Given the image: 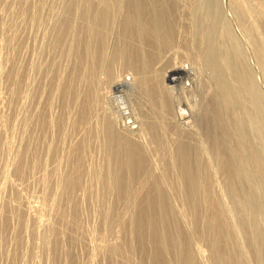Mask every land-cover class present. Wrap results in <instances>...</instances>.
Listing matches in <instances>:
<instances>
[{
	"label": "bare ground",
	"instance_id": "6f19581e",
	"mask_svg": "<svg viewBox=\"0 0 264 264\" xmlns=\"http://www.w3.org/2000/svg\"><path fill=\"white\" fill-rule=\"evenodd\" d=\"M17 1L19 2V0ZM76 1L77 0H69L70 8L71 9L73 7L74 8L72 10H69L68 13L77 8L76 11L74 10V14L79 12L81 14L82 19L83 17L85 19L84 20L81 19L82 22H79L80 20L78 21L81 24L78 23L79 28L77 29L78 31L75 32L77 33V35L74 34L76 35L74 39L75 46L69 47L72 44L73 39L72 41H69L71 42V44L70 45L68 44L69 45L68 46L69 55L71 53L72 56H74L73 57L74 66H72L73 69L71 73L68 74L69 77L71 78V81L70 82L64 81L66 77L64 78V80L61 77L62 78L61 80L59 76L54 74L57 77L53 75L54 77L50 78L49 85L45 84L43 78L46 75L45 72H48L47 67L50 65L47 66L45 63L43 64L41 71L43 70V72L45 73L44 77L41 78L42 75L41 73H39L40 71L38 70L39 71L38 73L40 74L41 77L40 79L38 78L37 80L39 82L41 81L43 82L41 83V85L45 84L43 85L42 89H40L41 90L40 92L44 93L45 90L43 89H46L44 87H46V85L49 86V89H46L47 97L46 99H44V100H48L47 101L48 104H45L46 108L43 110L42 109L39 110L40 112L38 110H35V111H38L37 114L39 113L38 115L36 114L37 117L34 115L35 112H33V115L35 117L34 119L36 120V122L35 120L34 122L37 124L36 127L40 126V127L45 128L46 126L47 128V126L50 125L48 126V128H50L52 125L51 123H55L56 121L55 122L48 121L47 116L49 115H47L44 112V110L49 111L51 105L53 104L52 102H54L52 100L58 99L59 103L62 100L64 101L63 105L62 106L60 105L61 107H64L66 105H69V107L70 105L74 107L78 106L77 110H74L75 112L73 111L74 116L70 119L69 124H71L70 127L72 126L74 130H75V127L82 128V126L87 125L89 122L88 121L90 118L89 112L92 110V109L90 110L91 106H93V104L97 105L96 103L98 101H100L101 99H105V100H108L110 103L109 105L110 107L108 108H112L113 107L112 104H115L114 108L117 110V112L119 113V116L121 117L123 121L124 129L115 130L112 127L111 123L113 119L109 118L110 112H107L109 113V115L107 114L108 117L105 114V116L103 115L104 117H99L102 119H99V118L95 119V121L99 119L101 122V126L98 129H101L102 136H100L101 138H99L100 141L98 140L99 147H96V148L97 150H99L98 148H101L99 151V156L105 157V160L103 159V165L101 162V164H99L100 166L102 165L101 167L94 168L93 165H90V166H93V167H90L86 164L88 166L87 167L84 163L85 161L83 159L85 155L84 153H85V150L88 151L89 146L87 145V142L85 143L84 140L82 139L86 140L89 137L91 138L90 136L91 132L89 131L90 134L85 135L86 138L85 137L81 138V142L79 141L78 144L76 145L74 144V146L71 148L70 151H68L69 149L67 150L68 155L66 152H65L66 155H62V157L65 156V159L63 160L61 159L62 161L65 160L64 163L62 162L65 172H62L64 173V175L63 176L61 175V177H59V180H58L59 182L56 183L57 184L56 187L55 185L53 187V188H56L55 190H53L55 191V194L52 195L53 198L51 197L52 199L49 202V205L47 203V205L49 206L48 208L50 209L48 210L47 208L46 212L47 213L49 212V216H50V213H53L54 218H56V220L61 222L63 225L65 223H66V226L70 224L68 222V218L70 217H71L70 219L75 222L76 221L75 219L77 216L76 215L77 210L75 208L76 206H73L71 208L70 206L68 207L70 208L71 216L67 217L68 216L67 211L66 209H63L62 207H60V203L64 201L65 202L73 201L75 203V201L78 199L76 190L81 189L80 187H82V182L84 181L83 183H85V186L83 185L84 186L83 188H85L86 190L89 189L91 191V194L92 193L94 194V191L91 190L92 188L94 189L98 188L97 190L98 191L102 190L104 194L109 193V195H111L113 198L114 204L116 205L118 204L120 206L119 210H114L112 208V206L114 207V205H110V206L109 204L108 206L102 205L103 203L101 202L100 195H97L94 198L95 200L99 199L100 201L99 200L98 201L101 202L100 204L102 205V207L99 205L100 206V212L98 213L100 215V222H99L100 226L99 227H102L101 229H103L104 232H109L111 233V235L114 233L115 238H116L114 240L111 239L112 243L110 241L108 242V240L107 242L102 241L101 239L100 243H98L95 247L91 245L92 248L91 247L89 248L91 250L90 255H92V257L98 255V252L103 254L106 264H132L131 262H134L133 264H203L202 261L204 260L208 264H217L221 262L220 255L221 253L225 251L229 252L230 258L228 261H223V264H238L235 260V256L239 251L243 252L246 255H249L251 258L253 257L256 263H263L264 262V236L258 224H259V221H261L260 220L261 214L264 213V135L261 136V133L263 134L264 132V102L262 100L260 92L257 91L255 84L252 80L253 79L252 73L249 70V68H247L245 60L240 53V49L238 47L239 45L237 43L235 35H233L232 31L230 30V27H228L227 23L225 22V19L223 20L220 18L221 12L219 14V10H218L219 8L217 5V2L219 1L217 0L207 1L208 6L206 7H208L209 9L206 7H204L205 8L204 10L202 9L203 12L206 11V9H208L207 11L208 13L206 15L207 20L205 19V21L203 22L202 21L203 18H202L200 19L199 24L198 22L196 23V21L193 23H190L191 26L189 27L191 29L189 30V32L192 33L191 34L192 38H191V41L189 42L185 41L187 43L184 42V44L187 45V46H184L186 47V49L184 48L186 50V52L184 50V53H185L184 55L188 59L189 61L188 64L191 67V70L193 71V73L190 74L191 70L189 66H184V67L182 66L181 70H179V67H180L179 65L176 66L174 63L173 64L171 63L170 65L168 63L169 65L166 64L168 67L165 66L163 74L157 73L155 75V78L152 81H147L146 77L143 76L144 74L148 73V71H150L152 64L154 62V59L156 58V56L152 55V53L156 54V53L164 52L170 49L173 43V36H174L173 29L175 28L174 26H172L173 23H171L172 19L174 18L172 16L174 15L172 14L173 5H171V3H168V1L171 2V0H123L121 4L118 3L119 5H117L116 3H113L114 0H85L84 3L87 1V3H85L87 5L84 6L83 10L82 8L79 7V4H80L79 1H77L79 4L78 3L76 4ZM228 1H229L228 5L230 4V7H232L234 12H236L235 14H237L236 15L237 16L236 18H238L237 20L240 23L244 22L247 24L246 32L248 35H251L253 38V41H252L253 48L252 49L258 60L257 67L261 70V74L262 73L264 74V62H263V59H264V0H228ZM30 2H32V0H20V3H22L23 6L21 5L22 12H20L18 15L19 16L18 18L21 20V22L18 20V24L19 22L22 23V21H25V18L29 19L27 15L30 16V14H32L30 12H29L30 14L27 13V9L31 5ZM3 3L5 6H8L7 0H4ZM32 4L34 5L35 2L34 3L32 2ZM41 4L42 2L40 3L39 6H41ZM92 4H93V7H92ZM186 5L189 6L190 3L189 5L188 4ZM34 6H36V4ZM199 6L201 5L199 4ZM41 7L40 9L43 8ZM66 7L68 8V6ZM81 7H83V5H81ZM78 8L81 11H79ZM36 9H37V6L35 8V11ZM42 10H40V13ZM116 10H118L117 18L114 15L115 14L114 11ZM198 10H197V14H198ZM28 11H31V10H28ZM63 13L64 12L60 14H63ZM60 14L57 15V17L60 16V18L61 17H66V18L60 19L59 22L54 20L56 24L52 28H55L53 30H56V31L54 33L52 30L53 34H55L54 37H52L53 44H51V46H53V48L54 46L56 48L57 45L63 46V42L65 44V41H63L61 45H59L62 37H64L63 35L61 37L62 32L66 31L65 29H68L69 31L74 30L72 29L74 28L73 24L74 25L76 24V23H73L72 24L73 27H71V24L69 23V20H68V18H70V14H67L69 16L68 18L66 15L61 16ZM188 15L191 16V14H188ZM33 16L34 15L30 16L31 17L30 22L28 20V21H25V23L29 22L30 26H33L31 23H34V22H31V21L33 20L37 21L35 18H32ZM90 16H93V19H91ZM190 16L188 17L190 18ZM111 17L113 18L111 19ZM1 22L3 23L2 20L0 21V23ZM200 22L201 24L205 22L207 24V28L201 32L198 31L200 30L198 28L201 27ZM174 23L176 24V22ZM37 25L35 27H37ZM76 25H75V29H76ZM111 25H116V28H117L116 38L114 41V46H112L113 47L112 50H111V47L108 46V43H107L108 41L107 42L105 41V39L108 38V33L110 32L109 28L111 27ZM2 27H3V24H0V34L2 32L1 31ZM81 34L84 35L85 38ZM71 35L69 37H71ZM112 35L113 34H111V36ZM79 37H83L82 40L85 39L86 41L84 42V44L86 43L83 48L84 51L83 53H80L82 54V57L80 56V58L82 59L79 58V55H80L79 52H81L80 50H82V47L80 49V47L78 46H81L84 44H79L80 42L81 43L83 42V41H79V39L81 40V38ZM71 38L68 40H71ZM104 41L107 43V45L105 44ZM50 42L51 41L49 40L48 42L49 45H50ZM68 47H66V51ZM40 49L42 50V48ZM59 51L60 50H58V53H60ZM105 52H109L110 55L112 56L111 58H107L110 61L105 67L103 77H101L102 79L100 78V82H98L99 84L96 85L97 86L96 88H94L92 86V81L88 82V80H85L87 81L85 84L86 86L83 85L85 82H83L82 80L83 78L81 79V74L79 72V66L80 65L86 66L85 68H83V70L87 68L92 70L93 68L96 69L100 67L102 64V56ZM52 53L54 52L52 51ZM181 53L182 52H180V54ZM61 54H64V51ZM55 55H56V51H55ZM53 57L55 58V56ZM47 60H50V59H47ZM84 61L86 62L85 65L83 64ZM49 62L50 61H48V63ZM12 63L14 66L17 64H20V62L17 64L15 62L14 64V61ZM65 63L64 65H66ZM200 63L206 66L209 71L208 85L210 86L209 87L210 92L209 91L208 92L212 94V96L215 97V99L212 100L213 101L212 109L210 112L202 111V112L197 113L196 111V113H194L195 115L193 114L192 109L189 110V106L187 107L188 110L186 109L187 110L186 112L185 110L183 111L179 107L176 108L177 109L176 111V109L172 105L171 95H170L172 83L176 85H180V86H186L187 78L188 80L193 79L194 81L195 79V72H194L195 68L194 67L196 65L198 66L201 65ZM30 65L29 67H31ZM44 66H47L45 68L47 71H45ZM11 67H12V64H11ZM4 69H3L4 71H0V80L2 78L4 80L6 79V81L8 82L9 81L12 82L15 87V89H13L14 90L13 93H11L12 96H9L11 99L8 97L10 100L7 99V102L16 101L15 103H17L18 102L17 99H19L20 97L17 98L16 96V90H19L16 88L20 86L18 82L19 80L21 81L20 76L22 75H20V73L22 71L20 72V69L23 70L22 65L21 67H19L18 65L14 67L13 69L11 68V70H9V68L7 67ZM6 69L8 70L6 71ZM101 69H103L102 66H101ZM123 70L124 71L128 70L132 76H129V75L123 76L121 80L114 86V88H112V85L114 84V82L121 76L122 73H124ZM177 70H179L180 73L172 78V74L174 73V71H177ZM55 73L57 74V71ZM69 77L67 78L68 81L70 80ZM165 77H166V82H168L171 85V87L164 85L163 82H164ZM44 79L46 80V78ZM47 79L49 81V76ZM72 79H74L73 80L74 82H72ZM10 82L8 85H10ZM263 82H264V79H263ZM80 83H81V86H80ZM82 85L85 87L81 88ZM130 85L138 86L142 88L151 86L153 89L152 90L149 89L150 92L146 89L147 90L146 97L150 99L154 98V100L157 97V99L161 103L160 104V109H161L160 114L164 115L165 118H168L170 122L172 120V127L170 126L171 127L170 128L169 126H167L170 128L168 129V131L166 130L167 128L164 127L166 129H164L165 131L162 130V133L169 134L171 138H175L174 140H176V144L171 146L172 150H170L171 152L169 151L168 153V166L163 168L162 169L163 173L161 172V174H158V175H156L154 170L151 169V168H154V169L159 170L158 167L157 168L152 167L153 165L152 159L154 160V158L152 157L153 156L156 157L157 155H159L160 160L162 161V156H164V152L160 151V149H163L164 146L161 143L162 142L161 139L159 137L157 138L156 131L152 129L150 133V136H151L150 141L154 144V147H153L154 151H152L153 153L152 157L150 156L151 152L150 153L144 152V151H147L145 147L143 151L139 145L132 142V140L134 139L133 137L143 138L144 135H148L149 128H147L148 126H144V124L142 125V123H139L137 126H135V129L132 128V126L136 122L133 120L134 119L132 117L133 115H131L132 109H129L130 107L126 105L127 103L124 101V98H122V96L126 97L128 95L126 92V88H128L127 89L128 93L132 94V91H131L132 89ZM36 88L38 89V87ZM34 92H35L34 93L35 96L36 95L39 96V94H36V91ZM25 94L28 95V92ZM30 94L31 93L29 92V95ZM113 94L115 95V97L117 96V98H114ZM41 95L43 96L44 94H41ZM44 96L43 98H45ZM130 96L128 95V97ZM27 99H29L27 98V96L26 98H22L23 102H22V105L20 104L21 105L20 107L23 106L22 108H24V105H27V103H29ZM40 99L37 97V100H35L34 98L35 101L39 100V102H40ZM150 99L148 102H151ZM209 101H211V99ZM12 102H9V103L12 104ZM41 102H44V101H41ZM152 102L155 103L156 100L155 102L154 101ZM15 103H14V106L17 105L18 107L17 106L15 107H17V109L20 108L18 105L19 103L18 104H15ZM63 109H61L60 111H63ZM66 110L68 111V109ZM66 110H64V112ZM237 110L240 111L238 115L235 114V111ZM194 116L195 118H193ZM61 117L60 118L53 117V118L54 120L60 119L58 121L60 122ZM2 118H4V116H2ZM8 118L9 117L4 118V119H8ZM192 118L195 119L196 122H200L199 126L202 128V135H203L201 139H203L205 143H207L208 151H210L209 153H212L210 155L211 161L209 162L207 160H204L203 157L202 159H197L199 156L202 155V153L198 152L197 149L199 145H197L198 143L194 144L195 141L193 142V140H197V137L198 135H200V133L198 134L194 130V128L193 129L191 128L192 124L190 120ZM32 120H31V123H32ZM21 121H22V118H21ZM0 122L2 121L0 120ZM16 122H18V120ZM58 122L57 124H55L57 126L55 128V131L59 129L60 127L62 128V130H64L63 129L64 127L60 126V123ZM203 122H205V124ZM35 123H33L34 129H36ZM11 125L13 126V124ZM21 125L25 126L23 123H21ZM21 125H19V127ZM17 126L18 125L16 124L15 127ZM72 127H71V130H73ZM53 128H50V129L52 130ZM77 128L76 130H78ZM20 129H22L23 130L22 132H24L25 129H29V128L28 127L23 128L21 126ZM34 129L32 130L34 131ZM38 129L40 130L38 131L41 134H43V132L41 131L42 130L44 131V129L42 128H41L42 130L40 128ZM19 130L17 131L16 134H20ZM76 130L74 132L75 134H76ZM36 131L37 130H35V132ZM85 131L87 132V129ZM60 132L62 133L63 131H60ZM51 133L52 132H50V134ZM54 134L57 135L58 133L56 132ZM25 135L23 134V136ZM29 135H30V131H29ZM94 135H95L94 137L96 138L98 137V133L94 132ZM17 137L20 138L22 136H17ZM31 137L33 138L34 136L32 135ZM31 137L25 138V139H28V140L31 139L30 141H32ZM54 137L56 136H53V138ZM53 138L51 139L53 140ZM59 138L62 139L60 134H59ZM96 138L94 139L97 140ZM20 140L21 139H19L18 141ZM23 140L24 138L22 137V142ZM18 141H15V142H18ZM28 142L29 141H27V143ZM190 142L193 143L195 146L189 145ZM33 143H36V142L34 141ZM60 143H61V140H60ZM20 144L18 142V146ZM24 145L27 146L26 141ZM53 145H52V149L54 147ZM34 146L36 145L34 144ZM38 146L40 147V143ZM21 147L22 146L18 147L20 148L21 152L19 149L16 150L14 148L15 155L12 154L14 158L12 159V162L10 163L11 165L10 168H12L11 170L12 172L9 169L10 174L13 173L17 176L21 175V173L23 172L22 169L30 170L31 167L35 166V163L38 161L37 160L38 157L41 158L45 156V155L44 156L41 155L40 157L39 154L36 155L38 157L37 159H34V160H37L35 162L34 160H32V158L33 156L35 157V154L38 153L39 150L38 151L36 150L37 152L35 151L36 152L35 153L33 149H31L28 146V149L30 148V151L32 150L35 153L33 155V152H30L28 149H26L27 151L23 150ZM44 148L46 149L47 147H44ZM57 148L55 149V151L52 150L53 153L54 152L56 153V151L59 150V148L58 149ZM60 148L61 149L63 148L62 145ZM50 150L51 149L49 147L48 151ZM100 153L102 155H100ZM87 154L88 153H86V155ZM51 155L52 153L49 154V156ZM86 157L90 158L89 155ZM55 158H53V161ZM57 158L59 159V157ZM91 158L89 160L92 161ZM41 159H43V163L47 167L46 162H44L46 161L45 160L46 158H41ZM191 159H194V160H191ZM49 160L50 159H48V161ZM61 160H59V163ZM101 161H102V158H101ZM163 161L166 162L164 159ZM28 162H30V164L32 163V165L31 167L29 166V168L28 167L25 168L24 166L28 164ZM8 163L9 162H7V166H8ZM4 165L6 166V164ZM4 165H2V168L5 167ZM39 165H36V167ZM7 166L6 168L8 169L9 167ZM41 166L42 164L39 166V168ZM57 166L59 165L57 164ZM6 168L2 169V170L4 169L6 170V171L4 170L3 172L4 176L9 175ZM43 168H44V165H43ZM46 169H45V173L47 172ZM157 172H160V171H157ZM3 174H0V176L1 178L5 179V177H2ZM85 176L87 177V179L84 178L83 180V177ZM46 178L48 177H44V179ZM85 179L87 180V183ZM5 180H3L4 183L6 181L7 183H9L8 180L6 181ZM41 182L43 183V180H41ZM43 184L45 185V183ZM96 186L97 188H95ZM88 194L89 195L87 196H90V193ZM224 194L228 196L230 201H232L233 205L238 210V213L236 212L237 213L236 215L238 218V214H239L240 227L237 225L239 223L234 222L235 223L234 224L232 222L230 211L223 204L222 199H223ZM84 195L86 196V193ZM84 195H83V199H84ZM87 196L85 197L86 199H87ZM107 196L108 195H106V197ZM91 197H93V195ZM91 197H89L88 200L93 199ZM103 198H104V195H103ZM173 202L175 204L177 203V206H174L175 204L173 205ZM44 204H41V205H44ZM243 205H247L249 209V214L243 211V208L245 207ZM44 207L46 208V206ZM44 207L42 206V209ZM38 209H41V207ZM42 213L43 212L41 210L39 215ZM1 216L0 218L4 219L6 216L5 219H7L8 216L10 215L5 213V216L4 215H1ZM39 217L40 218L36 217L35 219L32 220V222H35V224H34V229L31 232L35 234L38 231L39 232L38 235H40L41 232L51 231V234H52L51 236L41 237L42 243L39 242V244L41 243L42 247H44L43 249L46 250V252H49V254H51L52 258L50 257L49 258L50 260L48 259L49 262H47V264L50 262L51 264L71 263L70 255H68L64 251L66 250L65 249L66 239L64 237H66L65 234L67 235V233H65V231L67 232L65 227H63L62 224H61L62 226L60 227L58 226L54 227V225L52 224L55 220L54 221L52 220L53 222L51 223L50 220L45 221L44 218L43 220L41 219L42 218L41 216ZM261 217H264V216H261ZM74 222H71L70 225H73V226L76 225ZM24 223H21V224L25 225ZM26 223L28 224V222ZM260 223H262V221ZM28 227L27 226L24 227L25 232H28L27 231ZM31 227H33V225ZM104 232H103V235H106V233ZM19 233H21V231ZM46 233L45 234L43 233V234L46 236L48 235ZM114 235L112 236L114 237ZM242 236L245 237V240H246L244 241L245 243L243 242L244 238ZM39 237H37V239ZM21 239H19L20 240L19 245L23 243L21 242L22 241ZM75 239L76 238H71L67 241L69 244H72L74 243ZM25 241H27V239ZM196 241L197 242L203 241L206 243L207 248L209 250L208 258H207V252L205 250H203L199 245H195V246L193 245V243ZM49 254L48 256H50ZM103 256L101 255L102 259H103ZM92 257L90 256V258Z\"/></svg>",
	"mask_w": 264,
	"mask_h": 264
},
{
	"label": "rangeland",
	"instance_id": "374dc122",
	"mask_svg": "<svg viewBox=\"0 0 264 264\" xmlns=\"http://www.w3.org/2000/svg\"><path fill=\"white\" fill-rule=\"evenodd\" d=\"M3 1L4 0H0V7H1L0 8V19L2 18L1 20L3 21V23L2 22L0 23V24H3V27L1 29L2 32L0 34V52H1L0 53V57L2 58V59L0 58V60H1L0 61V71H4L5 70L4 68H6V67L9 68V70H11V68L13 69L14 67H16L18 65H19V67H21V65H22V69L23 70L20 69V72L22 71L20 73V75H22V76H20V78H21V81L22 80L23 81L21 82L19 80L18 84H20V86L17 85L18 88H16V89H19V90H16V96H17V98L20 97L19 99H17L18 102L15 103L16 101H14V102L9 101V102H12V104H10L9 102H7V99L10 98L9 96H12L11 93H13V91H14L13 89H15V87H14L13 83L10 82V81H9L10 82V85H8L9 82L6 81V79L4 80L2 78L0 80L1 81L0 82V118H2V116H4V118L9 117L8 119H4V118L0 119L2 121V122H0V125H1L0 126L1 127L0 128V150H1L0 151V171H1L0 174H3V172H4L5 169L4 170H2V169L3 168H6L7 162H9L8 163V166H7L9 168L8 169L6 168L9 175L8 176H4V174H3V176H2V177H5V179L8 180L9 183H7V181L4 178H1V176H0V178H1L0 179V189H1L0 190V212H1L0 213V216L1 215H4L5 216V213L8 214V215H10V216H8L7 219H5L7 215L5 216L4 219L3 218H0V224H1L0 225V264H45V263L47 264V262H49V260H50L49 258L51 257V254H49V252H46V250L43 249L44 247H42V244H41L42 243L41 237L51 236L52 235L51 234V231L41 232L40 235H42V236L38 235L39 232L37 230H36L37 231L36 232L37 234L36 233L33 234V232H31V231L34 229L35 222H32V220L35 219L36 217L37 218H40L39 216H41L42 217L41 219L44 218L45 221H49L50 220L51 223L55 220L53 222V224H52V225H54V227H56V226L60 227V226L63 225L61 222H59L58 220H56V218H54L53 213H50V216H49V212L48 213L46 212L47 211L46 209L49 207L48 206L49 205V202L53 198L52 195L55 194V191H53V190H55L56 188H53V187H54V185L56 187V185H57L56 183L59 182L58 181L59 180V177H61V175L62 176L64 175V173H62V172H65V169H64L63 164H62V162L63 163L65 162V160L62 161L63 159H65V156L62 157V155H66L65 152L67 153V150L68 149H69L68 151H70L71 148L74 146V144L76 145V144L79 143V141L81 142V138H84V137L86 138L85 135L90 134V132H91V135H90L91 138L89 137L90 139L89 138L86 139L88 141H86L85 139H82V140H84L85 143L87 142V145L89 146L88 147L89 149L87 148L88 151L85 150V153H84L85 154L84 157H83V159L85 160L84 163H85V165L87 164L88 166L93 165L94 168L101 167L103 165V159L105 160V157L99 156V151H100L101 148H98L99 150H97V148H96V147H99V141H100L99 138H101L100 136H102L101 129H98L101 126V122H100L99 119H102V118H99V117H104L105 114L108 117L109 113H107V112H110V117L109 118L110 119L111 118L113 119L111 124H112V127L115 130H118V129L119 130H123L124 129L123 128V121H122L121 117L119 116V113L117 112V110L114 108V105L115 104H112V106H113L112 108H108V107H110L109 106L110 105L109 101L108 100H105V99H101L100 101H98L96 103L97 105H94L93 104V106H91V108H90V110L92 109L91 111L93 112V113L91 111L89 112L90 113V115H89L90 118H89L88 121L90 122V124L88 122V124L82 126V128L75 127V130H76V128L78 130L80 129L79 131L76 130V134H75L74 133L75 130H74V128L72 126L71 127L73 128V130H71V127H70L71 124H69V122H70V119L74 116L73 115L74 112H75L74 110H77L78 106L77 107H74V106L70 105V107H69V105H66V106H64L65 107L64 108V107H61L63 105V102L64 101L63 100L62 101L60 100L61 101L60 102L61 104H60L59 103V100L54 98L55 100H52V101H54V102H52L54 105L53 104H52L53 106L51 105L50 110L49 111H47V110L45 111L44 110V112L47 115H49V116H47L43 112L47 116L48 121H52V122H55L56 121L55 123H51L54 128L52 127V125H51L50 128H53L52 129L53 131L50 128H48V126H50V125H48L47 128H46V126L44 128V127H40L39 125H38L39 127H36L37 124L35 123L36 120L34 119L35 118L34 115L36 116V114H37V112L39 110L45 109L46 108L45 107L46 106L45 104H48V102H47L48 100H44V99H46V97H47V95H46L47 94L46 89H49V86L48 85L50 83V78L51 77L53 78L55 75H57L60 78L62 77L63 80L66 77L64 81H67V82H70L71 81V78L69 77L68 74L71 73V71L73 69L72 66H74V62H73L74 61L73 60V57L74 56H72L71 53L69 55L68 49H69V47L75 46L74 39H75V36L77 35V33H75V32L78 31L77 29L79 28V24H81L79 22H82L81 21L82 17H81V14L79 12H77L76 14H74V10L76 11L77 8L74 9L73 11H70L68 13L69 10H72L74 8V7L72 9L70 8L69 0H34V1L32 0L33 3L35 2L36 6H37V9L35 11V8H36V6H34L35 4L33 5L32 2H30L32 6L30 5L28 7L27 13H29V12L32 13V14L29 13L30 16L31 15H34L32 18H35L37 21H35V20L32 19L33 21H31V22H34V23H31L33 26H30V23L29 22H30V18L31 17L29 15H27V17H29V19L28 18H25V21H28L29 20V22H27V23H25V21H22V23L24 22L23 24L20 23L21 20L18 18L19 17L18 16L19 13L22 12V6H23L22 3H20V0H19V2L17 0H15V1H13V0H11V1L10 0H7V2H8L7 5L8 6H5L4 3H3ZM77 1H79L80 4ZM77 1H76V4L78 3L79 4V7L82 8V10H83L84 9V6L87 5V4H85V3H87V1L85 3H84L85 0H77ZM122 1L123 0H114L113 3H116L117 5H119V4L122 3ZM191 1L190 0H188V1H186V0H183V1L182 0H179V1L178 0H171V2L168 1V3H171V5H173L172 6L173 7L172 14H174V15H172V16L174 18L172 17L173 19L171 21V23L174 24V25L172 24V26L175 27V28L173 27L175 29V30L173 29V35H174L173 36V43H172V46L170 47V49H168V50H166L164 52L156 53V54H153L152 53V55L156 56V58L154 59V62L152 64V67H151L150 71H148V73H146V74L143 75L144 77H146L147 81H152L155 78V75L157 73L163 74L164 69H165V66H167L166 64H168V63L170 65H171V63L172 64L174 63L176 66L179 65L180 66L179 67V70H181L182 66L183 67L184 66H189V64H188L189 61H188V59L184 55L185 54L184 53V50L186 49V47H184V46H187L186 44H184V42L185 41H188L189 42V41H191V38H192L191 37V34L192 33L189 32V30L191 29L189 27V26H191L190 23H193V22L196 21V23L198 22V24H199V21L202 18H203L202 21L204 22L205 19H206V15L208 13L207 11L209 9L208 7H206V6H208V4H207V1L208 0H202V1L201 0H198V2H197V0H194V1L191 0ZM217 1H219V2H217L218 8H219L218 9L219 10V14H220V12H221V14L223 12L222 15L220 14V18L223 19V20L225 19V22L227 23L228 27H230V30L232 31L233 35H235V38H236L237 43L239 45L238 47L240 49V53H241L242 57L245 60V63L247 65V68H249V70L252 73V76H253V79L252 80H253V82L255 84V87H256L257 91L260 92V95H261L262 100L264 102V82H263L264 74L262 73L263 74L262 75L261 74V70L257 67L258 60H257L256 55L253 52V49H252L253 48V46H252L253 38H252L251 35H248L247 32H246V30H247L246 29V25L247 24L244 23V22H241L240 23L237 20L238 19V18H236L237 17L236 16L237 14H235L236 12H234L233 8L230 7V4L228 5V3H229L228 0H217ZM41 2H42L41 6L43 8L41 6H39ZM181 2H183V3H181ZM189 3H190V5H189ZM186 4H188L190 7L187 6ZM197 4H198V6H197ZM199 4L201 6H199ZM81 5H83V7H81ZM191 5L194 6V7H192ZM66 6H68V8ZM31 7H32V9H31ZM40 7L43 10L40 9ZM92 7H93V4H92ZM204 7L208 8V9H206V11L203 12V10L205 9ZM184 8H185V10H184ZM193 8H195V9H193ZM28 10H31V11H28ZM40 10H42L41 13H40ZM66 10H67V12H66ZM78 10L81 11L79 8H78ZM193 10H195V11H193ZM197 10H198V14H197ZM1 12H2V14H1ZM59 12L60 13L64 12V13L63 14H60ZM191 12H193V13H191ZM199 12H201V13H199ZM114 13H115L114 15L117 18L118 17V10L114 11ZM59 14L61 16L66 15L67 18L69 17L67 14H70V18H68V20H69V23L71 24V27L74 26V28H72L74 30L69 31L68 29H65L66 31H63L62 34H61V37H62V35L64 37H62L59 45H61V43L63 41H65V44L63 42V46L62 45L61 46H58L57 45L56 48H55V46L53 48V46H51V44H53L52 43L53 42L52 41V37H54V35H55V34H53V32L55 33V31H56V30H53L55 28H52L56 24V22H54V20L57 21V22H59L60 19L66 18V17H61L60 18V16L57 17V15H59ZM188 14H191V16L188 15ZM74 15H76V16H74ZM184 15H186V16H184ZM188 16H190V18ZM184 17H186L187 19L184 18ZM90 18L93 19V16H90ZM112 18L113 17H111V19ZM84 19L85 18L83 17L82 20H84ZM18 20L20 21L19 24H18ZM189 20H191V21H189ZM37 22H39V23H37ZM174 22H176V24ZM43 23H45V24H43ZM73 23H76L77 24V25L75 24L76 25V29H75V25ZM20 24H21V26H20ZM72 24H73V26H72ZM36 25H37V27H35ZM179 25H180V27H179ZM185 25H186L187 29H186ZM200 25H201V27L198 28V29H200V30H198L200 32L201 31H204L207 28L206 22L205 23H202V24L200 22ZM22 26H24V27H22ZM52 30H53V32H52ZM109 30H110L111 33L110 32L108 33V38L105 39V41L106 42L108 41L107 42L108 43V46H110L111 47V50H112V48H113L112 46H114V41H115L116 33H117L116 25H111V27L109 28ZM67 31H69V32H67ZM73 31H74V33H73ZM64 33H66V34H64ZM69 33H70V35L73 34V35H71L72 38L69 37L70 36ZM74 34H76V35H74ZM111 34H113V35L111 36ZM82 36L85 38L84 35H82ZM83 37H79V38H81V40L78 38L79 41H83L82 43L80 42L79 44H84V42H86L85 39L82 40ZM110 37H112V38H110ZM70 38H71V40H68ZM72 39H73V41H72ZM49 40L51 41L50 42V45L48 43ZM69 41H72V44ZM25 42H27V43H25ZM106 42H105V44L107 45ZM185 43H187V42H185ZM68 44L69 45L71 44V45L69 46ZM85 44L84 45H81V46H78V47H80V49L82 47V50L79 49L81 51V52H79V54L80 53H83V51H84L83 48H84ZM66 47H68L67 48V51H66ZM40 48H42V50ZM58 50H60L59 51L60 53H58ZM49 51H51V52H49ZM52 51L54 53H52ZM55 51H56V55H55ZM63 51H64V54H61V53H63ZM109 52H105L103 54V56H102V64H101V66H102L103 69H101V66H100V67H98L96 69L93 68L92 70L89 69V68H87V69H85L86 70L85 71V70H83V68H85L86 66H82V65L79 66V72L81 74V79L83 78L82 80H83V82H85L84 84L82 82L83 85H85L86 82H87L85 80H88V82H91L92 81V86L94 88L97 87L96 85L99 84L98 82H100V78L103 77V73H104L105 67L107 66V64L110 61L107 58H111V56H112V55H110L111 52L110 53ZM180 52H182V53L180 54ZM185 52H186V50H185ZM57 53H58V55H57ZM182 55H184V56H182ZM53 56H55V58L58 59V60H56ZM80 56L82 57V54L79 55V58H80ZM51 57H52L53 60L51 59ZM182 57L185 58V59H183ZM60 58H61V60H60ZM47 59H50V60H47ZM80 59H82V58H80ZM13 61H14V64H15V62H16V64L20 62V64H17V65L14 66L13 63H12ZM48 61H50V62L48 63ZM41 62H42V64H41ZM263 62H264V59H263ZM44 63L47 66L50 65L48 67L47 66H44V69L46 67L48 68L47 69L48 72H45L46 75L48 73L47 77H46V75L44 77V74L45 73L43 72V70L41 71ZM64 63L66 65H64ZM85 63L86 62L84 61L83 64L85 65ZM6 64H7V66H6ZM11 64H12V67H11ZM55 64H57V65H55ZM200 64L201 65H199V66L196 65L194 67L195 68L194 69V72H195V79H194V81H193V79L188 80V78H187V81H186L187 82V85L186 86H180V85H176V84L172 83V88L173 89L171 88L170 95H171L172 105L174 106L175 109L179 107L180 109H182L183 111L185 110V112H186L188 110L187 107L189 106V110L192 109L193 114L196 113V111H197V113L202 112V111L203 112L204 111H207V112H210L211 111L212 104H213V101L212 100H214L215 97L212 96V94L209 93L210 92L209 91V87L210 86L208 85L209 71H208V69H207L206 66L202 65V63H200ZM29 65L31 67H29ZM32 65H34V66H32ZM31 68H32V70H31ZM61 68H63V69H61ZM189 68L191 70V67L190 66H189ZM7 70L8 69H6V71ZM47 70L45 69V71H47ZM81 70L84 71V72H82ZM179 70L174 71V73L172 74V78L180 73ZM32 71H34V72H32ZM56 71H57V74L55 73ZM38 72L41 73L42 77L40 76V74ZM60 72H62V73H60ZM123 72L124 73H122L121 76L114 82V84L112 85V88H114V86L121 80V78L123 76H127V75L132 76L129 73L128 70H125V71L123 70ZM197 72H199V73H197ZM191 73H193L192 70L190 71V74ZM65 74H66V76H65ZM48 76H49V81L47 79ZM57 76H55V77H57ZM165 76H166V74H165ZM40 77L41 78H43V77L46 78V80L44 78H43V80H44L45 84H48V85H46V87H44L46 89H43V90H45L44 93L40 92L41 91L40 89H42L43 85H45V84H42L41 85V83H43V82L42 81L39 82L37 80L38 78L40 79ZM68 77L70 79L69 81L67 79ZM62 78H61V80H62ZM32 79H34V80H32ZM89 79H90V81H89ZM73 80L74 79H72V82H74ZM7 82H8V84H7ZM38 82H39L40 85L38 84ZM163 83H164L165 86L167 85V86H170L171 87V85L168 82H166V77L164 78V82ZM83 85H82L81 88H83V87L86 86V85L85 86H83ZM80 86H81V83H80ZM36 87H38L39 90ZM127 89L128 88H126L127 94L129 96L130 95L131 96L130 97H128V95L126 97L122 96V98H124V101L127 103L126 105L128 107H130L129 109H132L131 110V115H133L132 116L134 118L133 120L136 121L134 123V125L132 126V128L135 129V126H137L139 123H142V125L144 124V126H148L147 128H149V134L148 135H144L143 138L133 137L134 139L132 140V142L135 143V144H137V145H139L143 151H144V147H145L147 151H144V152H147V153H150L151 152V155L150 156L152 157V154H153L152 151H154V148H153L154 147V144L150 141L151 140L150 133H151V130L152 129H154L156 131V136H157V138L159 137L161 139V141H162L161 143H162V145L164 146L165 149L164 148L163 149H160V151L164 152V156H162V161L160 160V156L159 155H157L156 157L153 156L152 158H154V160L151 158L152 161H153L152 167H155V168L158 167L159 170L154 169V168H151V169L154 170V172H155L156 175L161 174V172L163 173V170L162 169L168 166V153H169L170 150H172L171 149V146L174 145V144H176V140H174L175 138H171L169 134H163L162 133V130H164V129L167 128L166 130L168 131V129H170L172 127V120L170 122V120L168 118H165L164 115L160 114V112H161L160 104L161 103L159 102V100L157 99V97L155 99L156 102H155L154 98H151L152 99L151 100L150 98H147L146 97L147 90L150 92V90L153 89L151 86H147L146 88L145 87L142 88V87H138V86H131L132 94L131 93L129 94L128 91H127ZM172 90H173V92H172ZM34 91H36V94H39V96L38 95L35 96L34 95V93H35ZM27 92H28V95L25 94ZM29 92L31 93L30 95H29ZM40 93L46 95V96L43 95L45 98H43V96ZM33 95H34V97H33ZM26 96H27V98H29V99H27L29 101V103H27L28 102L27 101L26 102L27 105H24V108H22L23 106L20 107L22 105V102H23L22 98H26ZM37 97L39 99L41 98L40 99V102L41 101H44V102H41L40 103L39 100L38 101H35V100H37ZM113 97L114 98H117V96L115 97L114 94H113ZM34 98H35V100H34ZM149 99H150L151 102H148ZM210 99H211V101H209ZM152 101H154L156 104L153 103ZM14 103L15 104H18L19 103L18 105H19V107L21 109L20 108L17 109L18 106L15 105V106H17V107H15L14 106ZM149 103H151V104H149ZM28 105H29V107H28ZM60 108L61 109L64 108L63 111H60L61 110ZM55 109H57L58 111L55 110ZM66 109H68V111ZM70 109H71V111H70ZM35 110H38V111H35ZM64 110H66V111L64 112ZM22 111H24V112H22ZM176 111H177V109H176ZM33 112H35L34 115H33ZM52 113H53L54 116L52 115ZM239 113H240V111H238V110L235 111V114L238 115ZM66 114H67V116H66ZM16 115H18V116L21 115V116L18 117ZM15 116H16L17 119L15 118ZM26 116H27V118H26ZM52 116L55 117V118H60L62 116L61 117V121L58 122L60 119L54 120V118ZM68 116H70V117H68ZM42 117H43V115H42ZM21 118H22V121H21ZM96 118H99V119L95 121ZM193 118H195V116ZM193 118L190 120V122L192 124L191 128L192 129L194 128V130L198 134L200 133V135H198V137H197V140H193V142L195 141L194 144H197L198 143L197 145H199V147H198L197 150H198L199 153L200 152L202 153V155L199 156L197 159H202V157H203L204 160H207L209 162V161H211L210 160V157H211L210 155L212 153H209L210 151H208L207 143H205V141L203 139H201L203 135H202V128L199 126L200 122H196L195 119H193ZM11 119L13 121L14 120L15 121L13 122ZM25 119H26V121H25ZM50 119H52V120H50ZM17 120H18V122H16ZM27 120H28V122H27ZM31 120H32V123H31ZM34 120H35V122H34ZM3 121H4V123H3ZM20 122L23 123L25 126L21 125ZM57 122L60 123V126L64 127L63 128L64 130H62V128L59 126L60 128L57 129L58 131L57 130L55 131V128L57 127L55 124H57ZM33 123H35V128L36 129H34V126H33L34 124ZM169 123H171V124H169ZM203 123L205 124V122H203ZM2 124H4V125H2ZM11 124H13L14 127ZM16 124L18 125L17 127H15ZM19 125H21L23 128L24 127L25 128L28 127L31 130L34 129V131L33 130L31 131L29 129H25L24 132H22L23 130L20 129L21 126L19 127ZM3 126H5V127H3ZM167 126H169V127L171 126V127L169 128ZM193 126H195V127H193ZM18 127H19V129L21 131L18 129ZM31 127H33V128H31ZM164 127H166V128H164ZM38 128L44 129V131L41 129L42 130L41 132H43V134H41L39 132L40 130ZM95 128L98 129V130H96ZM17 129L19 130V133L20 134H16L17 131H18ZM86 129H87V132L88 133L85 131ZM35 130H37V131L35 132ZM59 130L60 131H63V132L61 133ZM29 131H30V135H29ZM98 131H100V132H98ZM50 132H52V133L50 134ZM56 132L58 133L57 135L54 134ZM94 132L98 133V137L97 138L94 137L95 136L94 135ZM73 133H74V135H73ZM23 134L24 135L27 134V135L23 136ZM59 134L61 135V138L62 139L59 138ZM67 134H69V135H67ZM32 135L34 136L33 138L31 137ZM44 135H45V137H44ZM51 135L56 136V137H54L55 139ZM63 135H65L67 137H65ZM263 135H264V132H263V134L261 133V136H263ZM4 136H6V137H4ZM17 136H22L24 138V140L26 141L27 146L24 145L25 144V141L24 140L22 142V137L19 138ZM40 136H42V137H40ZM92 136L94 138H96L97 140H95ZM30 137L32 138V141H30L31 139H29V140L28 139H25V138H30ZM51 138H53V140ZM19 139H21V140L18 141ZM42 139H43L44 143H43ZM58 139H59V141H58ZM60 140H61V143H60ZM63 140H64L65 143L63 142ZM92 140H93V142H92ZM15 141H18L19 144L22 142L19 146H22L21 148L23 150L28 149V146H29L31 149H33L34 152L36 150L37 151L38 150L41 151V152L38 151V153H36L37 152L36 151L35 152L36 154H35L32 150L30 151V148L28 149L30 152H33V155L35 154V157L33 156L32 160L37 159L38 156H36V155H38V154H39L40 157H41V155H43V156L45 155L44 157H41V158H46L45 159L46 161H44V162H46L47 167L43 163V159H41V158L38 157V159H37L38 161L37 160H34L35 162L37 161L35 163V166L31 167L32 163L30 164V162H28L29 165L26 164L24 166L25 168L26 167L29 168V166H30L31 169L33 168L32 169L33 172H32L31 169L30 170L29 169H22L23 172L21 173L20 176L19 175L17 176V175H15L13 173L10 174L9 169H10V171L12 170V168H10L11 167L10 163L12 162V159L14 158L13 155H15V149L16 150L17 149L20 150V148H18L19 147L18 146V142H15ZM27 141H29V142L27 143ZM34 141L36 143H33ZM37 141H38V143H37ZM196 141H198V142H196ZM41 142H42V144H41ZM191 142H190L189 145L195 146ZM39 143H40V147L38 146ZM45 143H47L48 145L45 144ZM72 143H73V145H72ZM34 144L37 147L34 146ZM51 144L52 145L55 144L56 146L53 145L54 147L52 149V145ZM45 145H47V146H45ZM49 145H51V146H49ZM57 145L60 146V147L62 145L63 148L61 149ZM41 146L42 147L44 146V147H47V148L45 149L44 147L42 148ZM49 147L51 149L50 151H52V150L55 151V149L57 147L59 148V150H57L56 153L55 152L53 153V151L52 152L48 151ZM67 147H69V148H67ZM46 151L49 154L52 153V155L53 154H55V155L49 156V154ZM192 151H194V150H192ZM20 152H21V150H20ZM86 153H88V154L86 155ZM101 153H100V155H102L104 153V151H103L102 154ZM60 154H61V156H60ZM67 155H68V153H67ZM88 155H89L90 158L93 157V158H91L92 161L89 160L90 158L86 157ZM57 157H59V159ZM99 157L102 158V161H101V158H99ZM53 158H55L56 161H55V159L53 161ZM40 159H41L42 163H41ZM48 159H50V160L48 161ZM163 159L166 162H164ZM59 160H61L60 161L61 164L59 163ZM191 160H194V159H191ZM47 161H48V163H47ZM90 161L92 162V164H91ZM101 162H102V165L100 166L99 164H101ZM39 163H40V165L42 164V166L40 168H39V166H40ZM4 164H6V166ZM57 164L59 166H57ZM2 165H4L5 167L2 168ZM36 165H39V166H37L38 168L36 167ZM43 165H44V168H43ZM93 166H90V167H93ZM211 167H212V165H211ZM41 168H42V170L43 169L44 170L42 171ZM45 169L47 171L46 172L47 174L45 173ZM157 171H160V172H157ZM44 173H45L46 176L44 175ZM42 175H43V177H42ZM44 177H48V178L44 179ZM84 178L87 179L86 176L83 177V180H84ZM2 179L5 180L6 182L4 183V181ZM86 179H85V181L87 183V180ZM41 180H43V183H45V185L41 182ZM83 182H82V187H80L81 189H77L76 190V194H77V198H78L77 200H79V201L76 200L75 203L73 201H66V202L64 201V202L60 203V207H62L63 209H66V211H67V214H68L67 217H70L71 216L70 215V208L71 207L76 206L75 208L77 210V214H76L77 216H76V219H75L76 221L75 222L70 219L71 217L68 218V222L70 224H71V222H74L76 225L73 226V225L68 224L69 226L68 225L66 226V223L63 225V227H65V229L67 230V232L65 231V233H67V235L65 234V236L67 238L64 237L66 239L65 240L66 241V243H65V249L66 250H64V251L68 255H70V262L71 263H68V264H106V262L104 260L103 254H101V253L98 252V255L92 257V255H90L91 254V250L89 248L91 247V245H93L95 247L98 243H100L101 239H102V241H106V242L108 240V242L110 241L111 243H112V240L116 239L113 232H112L113 233L112 235H114V237L111 235V233L104 232L103 229H101L102 227H99L100 226V223H99L100 222V215L98 213L100 212V206L102 207V205H104V206L105 205L108 206V204H109V206L110 205H114V207L112 206V208L114 210H119L120 209V206L118 204L117 205L114 204L113 198H112L111 195H109V193L108 194H104V192L102 190H99L98 191L97 190L98 189L97 186L95 187L97 189H94V188L91 189V190L94 191V194L93 193L91 194V191L89 189H87L88 190V192H87V190L85 188H83L85 186V183H83ZM48 185H50V186L53 185V186L50 187ZM4 188H5V190H4ZM85 190H86V192H85ZM84 192L86 193V196L89 195L88 193H90V196H87V199L85 198L86 196L84 195L85 194ZM83 195H84V199H83ZM92 195H93V197H91ZM97 195H100L101 202L103 203L102 205L100 204L101 202H99L100 201L99 199H98L99 201L94 199L95 196H97ZM103 195H104V198L105 199L103 198ZM106 195H108V196L106 197ZM89 197H91L93 199L88 200ZM174 200H175V198H174ZM222 201H223L224 206L230 211V215H231V218H232V222L233 223L234 222L235 223H239L237 225L240 227L239 214H238V218L239 219L237 218V215H236L238 213L237 208H235V206L233 205L232 201H230V199L228 198V196L226 194L223 195ZM174 202H173V205L175 204ZM47 203H48V205H47ZM41 204H44V205H41ZM42 206L43 207L46 206V208L44 207L42 209ZM69 206H70V208H68ZM115 206H116V208H115ZM174 206H177V203ZM243 206H245L243 208V211L245 213L249 214V209H248L247 205H243ZM40 207H41V209H38ZM49 209L50 208H48V210ZM13 210H15V211H13ZM41 210H42V212L44 214L42 213V214L39 215V213H40ZM7 211H9L11 214L9 212H7ZM262 214H264V213H262ZM262 214H261V216H264ZM261 216H260V220L262 221V223H260L261 221H259V224L258 225H259L260 230H262V234L264 236V217H261ZM9 219H11V220H9ZM237 220H238V222H237ZM26 222H28V224ZM21 223H24L27 227L33 223L32 224L33 227H31L32 225L29 226L28 227V230H27L28 232H25L24 231V227H26V226L25 225H22ZM20 231H21V233H19ZM103 232L106 233V235H103ZM43 233L44 234L46 233L48 235L45 236ZM68 234H69V236H68ZM23 237H25V238H23ZM37 237H39L38 238L39 240L37 239ZM102 237L105 238V239H103ZM242 237L244 238L243 242L246 241L245 240V237L244 236H242ZM71 238H76V239H75L74 243L69 244L67 240H69ZM19 239H21L22 240L21 242H23V243L20 242L21 243L20 245H19V241H20ZM26 239H27V241H25ZM39 242H41V243L39 244ZM196 243H198V244H196ZM37 245H39V246H37ZM193 245L194 246L195 245H199L203 250H205L207 252V258H208V252H209V250H208L207 245H206L205 242H203V241H198L197 242L196 241V242L193 243ZM43 250H44V252H43ZM48 254L50 256H48ZM100 254L103 256V259L101 258V255ZM90 256L92 258H90ZM220 257H221V262L220 263H217V264H223V261H228L229 258H230V254H229L228 251H225V252L221 253ZM235 260H236V262L238 264H264V262L263 263H256V261L253 259V257L251 258L249 255H246V254H244L243 252H240V251L236 254ZM131 263L133 264L134 262H131ZM202 263L203 264H208V263H206L205 260L202 261ZM48 264H51V262L48 263Z\"/></svg>",
	"mask_w": 264,
	"mask_h": 264
}]
</instances>
